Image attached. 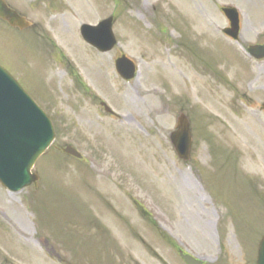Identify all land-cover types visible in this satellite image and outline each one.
Returning a JSON list of instances; mask_svg holds the SVG:
<instances>
[{
	"label": "rangeland",
	"instance_id": "374dc122",
	"mask_svg": "<svg viewBox=\"0 0 264 264\" xmlns=\"http://www.w3.org/2000/svg\"><path fill=\"white\" fill-rule=\"evenodd\" d=\"M144 1L65 0L48 18L39 7L27 13L47 29L63 14L51 21L59 47L49 35L0 28V63L48 104L56 132L32 169L37 186L9 192L0 182V264H185L179 249L205 264H255L264 235V59L246 48L264 42V0ZM218 5L239 9V44L223 36ZM109 17L117 44L97 54L81 24ZM120 53L136 62L130 81L113 69ZM81 65L97 100L82 98ZM180 108L193 131L188 161L170 141ZM66 144L86 159L61 152Z\"/></svg>",
	"mask_w": 264,
	"mask_h": 264
},
{
	"label": "water",
	"instance_id": "95a60500",
	"mask_svg": "<svg viewBox=\"0 0 264 264\" xmlns=\"http://www.w3.org/2000/svg\"><path fill=\"white\" fill-rule=\"evenodd\" d=\"M223 10L231 21V27L224 31L236 39L239 32L238 13L232 7ZM0 17L14 26L25 25V20L3 0H0ZM111 25L110 18L97 27L84 26L83 35L99 49H111L115 44ZM248 51L257 58L264 57V45L250 46ZM116 64L125 78L134 75V64L125 56L119 58ZM53 139L54 129L50 120L0 66V181L12 191L36 182L38 176L31 173V168ZM170 139L178 156L187 161L190 158L192 134L190 123L184 114L178 117L176 130L171 133ZM64 151L80 156L70 146ZM180 254L187 264H203L189 254L182 251ZM257 264H264V237L260 243Z\"/></svg>",
	"mask_w": 264,
	"mask_h": 264
},
{
	"label": "flooded vegetation",
	"instance_id": "af4514ba",
	"mask_svg": "<svg viewBox=\"0 0 264 264\" xmlns=\"http://www.w3.org/2000/svg\"><path fill=\"white\" fill-rule=\"evenodd\" d=\"M16 1H19L20 3V8L18 7H15L13 5V2L15 3ZM8 4L12 7V8H16L17 11L21 14V15H24V16H27L26 15V12H31V10L33 11L34 9H38V7L40 8V10H42L43 12H48L50 9H61L63 4H64V0H36V2L34 1L33 3L31 4H27L26 5H23L22 2H20V0H7ZM42 5V6H41ZM43 8V9H42ZM38 9V11H40ZM27 18H29L27 16ZM32 20V19H31ZM39 20H41V17H39ZM36 17V21H39ZM33 21V20H32ZM39 26V23L38 22H35L33 21V23L31 24V26H29L28 29H24L25 31L27 30H30V31H27V34H32V33H38V34H42L44 33V29H37ZM227 38H229L228 36H226ZM48 38V36H47ZM259 43V42H257ZM93 69V67H92Z\"/></svg>",
	"mask_w": 264,
	"mask_h": 264
},
{
	"label": "bare ground",
	"instance_id": "6f19581e",
	"mask_svg": "<svg viewBox=\"0 0 264 264\" xmlns=\"http://www.w3.org/2000/svg\"><path fill=\"white\" fill-rule=\"evenodd\" d=\"M155 2V0L153 1ZM143 8H147V1L145 0L143 3ZM13 214L16 217V221L21 225V227L23 228V230L26 232H29V227L26 225L27 222V218L26 216H24L23 214H21L20 212H18L16 209L12 211Z\"/></svg>",
	"mask_w": 264,
	"mask_h": 264
}]
</instances>
